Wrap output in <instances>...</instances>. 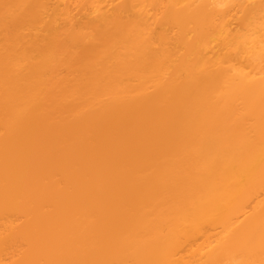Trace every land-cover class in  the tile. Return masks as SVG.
Here are the masks:
<instances>
[{"label": "bare ground", "instance_id": "1", "mask_svg": "<svg viewBox=\"0 0 264 264\" xmlns=\"http://www.w3.org/2000/svg\"><path fill=\"white\" fill-rule=\"evenodd\" d=\"M0 264H264V0H0Z\"/></svg>", "mask_w": 264, "mask_h": 264}, {"label": "rangeland", "instance_id": "2", "mask_svg": "<svg viewBox=\"0 0 264 264\" xmlns=\"http://www.w3.org/2000/svg\"><path fill=\"white\" fill-rule=\"evenodd\" d=\"M173 3L177 4V5H183V4H190V3H195L201 0H171ZM210 3H217L220 5H226L228 4L229 0H207ZM240 13H238V11H234L231 18H235L236 16H238Z\"/></svg>", "mask_w": 264, "mask_h": 264}]
</instances>
